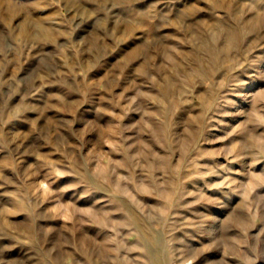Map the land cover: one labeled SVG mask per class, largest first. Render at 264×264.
<instances>
[{"label": "rangeland", "instance_id": "rangeland-1", "mask_svg": "<svg viewBox=\"0 0 264 264\" xmlns=\"http://www.w3.org/2000/svg\"><path fill=\"white\" fill-rule=\"evenodd\" d=\"M0 264H264V0H0Z\"/></svg>", "mask_w": 264, "mask_h": 264}]
</instances>
